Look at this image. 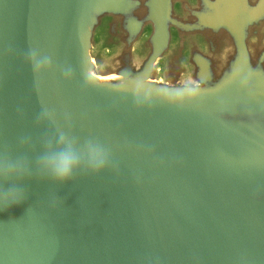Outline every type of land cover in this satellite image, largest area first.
I'll use <instances>...</instances> for the list:
<instances>
[{
    "label": "water",
    "instance_id": "1",
    "mask_svg": "<svg viewBox=\"0 0 264 264\" xmlns=\"http://www.w3.org/2000/svg\"><path fill=\"white\" fill-rule=\"evenodd\" d=\"M0 264H264V0H0Z\"/></svg>",
    "mask_w": 264,
    "mask_h": 264
},
{
    "label": "clouds",
    "instance_id": "2",
    "mask_svg": "<svg viewBox=\"0 0 264 264\" xmlns=\"http://www.w3.org/2000/svg\"><path fill=\"white\" fill-rule=\"evenodd\" d=\"M32 57L34 66L37 68L50 63L47 57L41 58L35 53ZM87 144L91 156L90 169L96 172L101 171L106 163L102 148L93 147L91 141ZM39 164L46 178L60 184L71 182L77 178L82 168L80 150L75 146L74 140L60 133L57 145L41 154Z\"/></svg>",
    "mask_w": 264,
    "mask_h": 264
}]
</instances>
